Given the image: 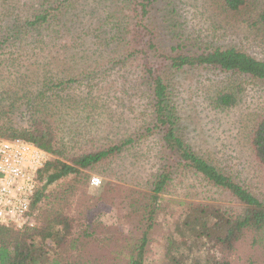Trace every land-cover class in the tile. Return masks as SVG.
I'll list each match as a JSON object with an SVG mask.
<instances>
[{
  "label": "rangeland",
  "instance_id": "1",
  "mask_svg": "<svg viewBox=\"0 0 264 264\" xmlns=\"http://www.w3.org/2000/svg\"><path fill=\"white\" fill-rule=\"evenodd\" d=\"M245 1L246 10L243 8L239 13L229 14L222 11V0H158L155 16L156 20L167 19L168 23L175 25L177 30L174 32L184 35L188 49H194V44L200 47L236 46L264 59V34L246 23L255 16L253 8L264 6V0ZM54 2L56 0H0V30L16 20L32 17L44 4L48 7ZM56 16L59 20H55L57 27L47 32L53 36L47 38L52 43L45 41L46 45H38L49 49L54 46L55 50L40 52L35 44L34 51L29 47L32 41L25 44V36L18 37L20 35L16 33L17 38H10L0 50V93L11 90L12 98L25 96L27 74L31 81L35 76L40 77L41 80L34 83L44 79L59 81V77L73 80L52 89L50 93H59L49 94L50 100L41 105L44 113L54 112L58 116V138L67 141L74 152L73 155L69 153L70 160L85 151L100 149L105 141L114 143L127 139L144 126V119L149 117L151 109L140 68L129 63L131 61L117 64L125 52V41L127 43L130 39L129 32L135 27L123 0H74ZM168 23L164 22V28ZM138 32L139 28L134 31ZM168 33L162 41L170 44L172 36ZM4 34L13 35L4 29L0 31V40ZM147 43L145 38L142 47L157 70L159 59L152 57ZM9 66L15 67L9 69ZM168 77L172 82L171 100L176 106L178 124L187 144L264 202V169L249 142L255 115L264 111V82L188 68L175 71ZM237 81L242 89L238 105L230 109L214 107V94L224 87L234 88L232 84ZM85 97L92 98L98 105L84 110V104L79 101ZM25 101H17L13 115L7 113L3 118L25 125V113H30L25 109ZM9 107V103L0 105V112L2 109L7 112ZM0 139L6 138L0 135ZM160 151L159 138L155 135L146 137L122 154L110 158L104 166L87 172V180L77 181V176L71 175L56 182L46 191V199L32 211L33 227L40 226V214L50 202L62 203V211L73 217L84 216L90 210V218L101 222L95 228L103 235L89 239L84 251L78 254L80 256L75 252L69 255L71 261L83 264L90 259V264H129L126 255L115 260L111 255L113 245L109 247L102 239L111 233L120 240L114 243L118 247L126 246V237L132 238L130 243L142 237L147 223L144 218L151 210L136 212L130 217H124L123 213L137 193L142 197L151 194L152 182L161 166ZM94 176L102 180L99 188L90 186ZM218 195L208 192L205 184L191 175L182 174L173 180L157 202L153 227L148 231L145 264L167 263V239L187 212L179 202L224 203L234 213L243 212L244 208L238 203ZM85 225L81 229H85ZM254 242V234L246 233L235 251L226 256L230 263L264 264V246Z\"/></svg>",
  "mask_w": 264,
  "mask_h": 264
},
{
  "label": "trees",
  "instance_id": "2",
  "mask_svg": "<svg viewBox=\"0 0 264 264\" xmlns=\"http://www.w3.org/2000/svg\"><path fill=\"white\" fill-rule=\"evenodd\" d=\"M72 1L74 0H56L48 7L44 4L32 17L23 21L16 20L13 24L4 26L0 31L5 29L7 33L13 35L4 34L0 40V50L10 38L15 37V33L20 35L18 37L25 36V44L32 41L33 44L31 42L29 47L34 51L35 44L40 52L55 50L54 46L50 49L41 46L46 45L45 41H50L47 38L53 37L47 32L57 27L55 23L58 22L55 20H59L56 14ZM123 1L135 27L129 32L130 39L127 43L125 41V52L121 54L117 64L131 61L129 63L141 70L142 84L151 109L149 117L144 119V126L127 139L114 143L105 141L106 144L100 149L85 151L69 160V153L73 155L74 152L67 141L58 138L60 131L56 120L58 116L54 115V112L44 113L41 105L43 101L50 100V95L59 93H50L52 89L60 88L65 82L73 80L66 81V78L59 77V81H54L55 83L46 79L38 83L40 77L35 76L31 81L27 74L24 83L25 96L12 98L11 90L0 93V105L10 104L7 112L3 109L0 112V135L6 139H25L51 154L50 161L40 174L32 211L46 199V191L51 185L71 175H76L77 181L87 180V172L94 167L104 166L103 164L110 158L122 154L129 146L155 135L161 144L159 156L161 166L156 179L152 182L151 194L142 197L135 193L137 197L131 199L132 202L127 204L126 213H123L124 217H130L136 212L151 210L144 218L147 221L146 230L134 243H130L131 237H126V246L116 247L114 243L120 240H116L111 233L108 237H103L102 241H107L109 247L113 245L114 254L111 252V255L115 256V260L119 261L120 256L126 255L129 264H145L148 231L153 227L157 202L168 191L173 180L187 174L200 179L208 192L236 202L244 210L234 213L226 206L227 204L216 202H179L180 206L186 207L187 212L182 220L175 224L176 230L167 239L166 264H231L227 257L235 251L237 243L246 233H253L254 243L264 246V202L257 198L251 189L238 183L231 174L212 164L204 155L197 150L194 151L187 144L178 124L176 106L171 100L172 82L168 75L173 76L175 71L188 68L212 70L229 77L264 82V59H258L236 46L200 47L194 44L192 45L194 49H188L184 35L181 32H174L177 30L175 25L168 23L167 19L156 20L155 4L158 0ZM246 3L245 0H222L221 9L229 14L239 13L243 8L246 10ZM253 11L255 16L246 23L264 34V6L258 9L255 6ZM164 22L168 23L165 28ZM138 28L139 32L134 33ZM165 33L172 36L170 44L162 41ZM145 38L148 40L147 46L152 52V57L159 59L156 62L157 70L150 63L149 56L142 47ZM55 45L57 46L56 43ZM13 67L15 66H9V69ZM35 80L37 83H34ZM36 86L37 89H34ZM232 86L234 88L224 87L214 94L212 98L214 107L230 109L238 105L241 99V84L237 81ZM23 99L26 100L25 109L30 112L29 115L25 113V125L3 118L7 117V113L12 116L15 104ZM79 102L84 104V110L90 109L92 105H98L89 97ZM53 108L57 111L55 109L57 107ZM255 116L256 119L250 127L249 142L257 161L264 169V111ZM63 208L62 203L58 201L50 202L40 214L41 222L38 227H24L18 230L0 227V264H79L78 261H71L69 255L74 252L80 254L84 251L86 242H90L89 239L94 235H103L95 228V225L101 222H98L97 218L96 220L90 218V210L84 216L80 214L78 218L71 214L67 215L62 211ZM85 223V229L82 228V231L81 227ZM87 263L90 264L91 260L83 262Z\"/></svg>",
  "mask_w": 264,
  "mask_h": 264
},
{
  "label": "built area",
  "instance_id": "3",
  "mask_svg": "<svg viewBox=\"0 0 264 264\" xmlns=\"http://www.w3.org/2000/svg\"><path fill=\"white\" fill-rule=\"evenodd\" d=\"M51 154L25 139H0V227H33L32 203ZM102 180L92 177L90 186Z\"/></svg>",
  "mask_w": 264,
  "mask_h": 264
}]
</instances>
